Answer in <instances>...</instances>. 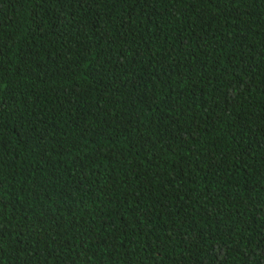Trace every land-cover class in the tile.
<instances>
[{
    "label": "trees",
    "instance_id": "16d2710c",
    "mask_svg": "<svg viewBox=\"0 0 264 264\" xmlns=\"http://www.w3.org/2000/svg\"><path fill=\"white\" fill-rule=\"evenodd\" d=\"M0 264H264V0H0Z\"/></svg>",
    "mask_w": 264,
    "mask_h": 264
}]
</instances>
